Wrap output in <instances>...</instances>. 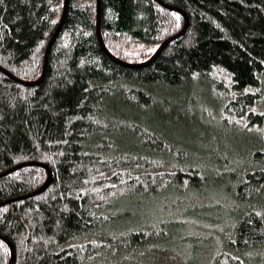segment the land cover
Listing matches in <instances>:
<instances>
[{"label": "trees", "instance_id": "obj_1", "mask_svg": "<svg viewBox=\"0 0 264 264\" xmlns=\"http://www.w3.org/2000/svg\"><path fill=\"white\" fill-rule=\"evenodd\" d=\"M161 1L188 24L148 63L182 13L100 0L114 59L97 0H68L43 79L0 70V235L13 264H188L204 251L198 264H264V0ZM63 7L0 0V66L39 78ZM28 162L51 172L32 195L48 175L11 170ZM185 193L225 201L184 207ZM196 220L222 229L186 235ZM10 257L0 238V264Z\"/></svg>", "mask_w": 264, "mask_h": 264}, {"label": "water", "instance_id": "obj_2", "mask_svg": "<svg viewBox=\"0 0 264 264\" xmlns=\"http://www.w3.org/2000/svg\"><path fill=\"white\" fill-rule=\"evenodd\" d=\"M157 1L160 2L161 4H163L165 7L169 8V9H175V10L179 11L180 13H182V15L184 17V20H185V23L183 25V28L178 33H176V34L168 37L164 41H162L161 44L155 50V52L151 55V57L149 59H147L145 62H143L144 64L150 62L151 60H153L156 57V55H158V53L164 48V46L169 41H171L172 39L178 37L185 30V28H186V26L188 24V18H187V15L185 14V12H183L179 8H176L174 6L165 4L161 0H157ZM67 6H68V0H64V7H63V11H62L61 18H60V21H59V25H58L56 31L53 33L52 37L50 38V40H49V42L47 44V47L45 49L43 69H42V72H41V75H40L39 78H37L35 80H31V81H29V80H23V79H19L18 77L14 76L13 74H11L10 72H8L6 69H4L1 66H0V70L2 72H4L5 74H7L10 78H12V79H14V80H16V81H18L20 83L27 84V85H34V84L39 83L43 79V77H44L45 69H46V61H47V56H48L49 48H50L53 40L55 39V37H56V35H57V33H58V31H59L62 23H63L64 17H65V14H66V10H67ZM99 25H100V0H97V20H96L97 35H98V39H99L100 44L102 45V47L107 52V49H106L105 45L103 44L102 39H101V36H100V27H99ZM109 55L111 57H113L114 59H116V57H114L110 53H109ZM26 164H36V165L43 166L46 169L47 175H48L46 182L38 190H36V191H34L33 193L30 194V195H32V194H34V193L39 192L40 190H42L49 183V181L51 180V172H50L49 167L45 163H42V162L22 163V164H20V165H18L16 167L12 168L11 170H14V169H16L18 167H21L22 165H26ZM0 238L3 239L5 242H7V244L9 245L10 250H11V257H10L9 264H13L14 263V247L11 244V242L7 238H5L4 236L0 235Z\"/></svg>", "mask_w": 264, "mask_h": 264}, {"label": "rangeland", "instance_id": "obj_3", "mask_svg": "<svg viewBox=\"0 0 264 264\" xmlns=\"http://www.w3.org/2000/svg\"><path fill=\"white\" fill-rule=\"evenodd\" d=\"M207 195H209V197H211V198H209V197H207V198L203 197V198H201V199H199V200L196 201V200H194V197H192L190 194H186L185 193V195L184 196L182 195L183 197H181L179 200H180V203L185 207V206L191 205L193 203L194 204H196V203H200V204L201 203H208V204L209 203H213L215 200H212V198L217 197L215 194L214 195L207 194ZM218 200H220L221 202H224L225 201V199L222 200V198L220 197L215 202H217ZM166 201L169 202V203L173 202L171 199H168ZM224 212H225V210L222 209L221 210V213H224ZM187 223H188L187 224V227H185V229L188 230L186 232V235H198V236H200V234L201 235L202 234L204 235L206 231H210L208 236L209 237H212V234L213 233L216 234V233L219 232V229H222V225H219V224H215V225L214 224H209V223H206V221H201V220L189 221ZM183 238H186V237H183ZM183 238H182L181 241H185L186 240V239H183ZM215 238H217V237L215 236ZM213 241H214L213 239L210 240V242H213ZM203 245L205 246L204 248H206L208 250L209 247H210L209 240L207 239L206 242H203ZM184 246H185V244L182 245V248H184ZM199 247H201V246H199ZM211 247H212L211 250H214L215 243ZM201 249H202V247H201ZM202 256H204V258H201V260H200V257H198L196 255L195 256V259H194V262L193 261H190L188 264H198V262H203L205 260L209 261L208 253H206L204 251Z\"/></svg>", "mask_w": 264, "mask_h": 264}, {"label": "bare ground", "instance_id": "obj_4", "mask_svg": "<svg viewBox=\"0 0 264 264\" xmlns=\"http://www.w3.org/2000/svg\"><path fill=\"white\" fill-rule=\"evenodd\" d=\"M108 52H109V51L107 50V53H108ZM109 53H110V52H109ZM109 53H108V54H109ZM110 54H111V53H110ZM111 55H112V54H111ZM114 57H115V56H114Z\"/></svg>", "mask_w": 264, "mask_h": 264}]
</instances>
